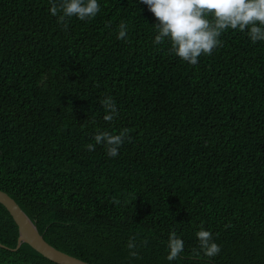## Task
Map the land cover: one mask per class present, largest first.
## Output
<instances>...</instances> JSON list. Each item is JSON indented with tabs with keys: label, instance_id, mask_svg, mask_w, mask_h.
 I'll use <instances>...</instances> for the list:
<instances>
[{
	"label": "trees",
	"instance_id": "obj_1",
	"mask_svg": "<svg viewBox=\"0 0 264 264\" xmlns=\"http://www.w3.org/2000/svg\"><path fill=\"white\" fill-rule=\"evenodd\" d=\"M98 3L65 29L50 0H0V189L49 244L92 264H264V41L228 29L191 65L154 43L139 0ZM124 128L109 157L93 137ZM201 227L218 255L193 253ZM172 231L184 249L168 261ZM17 236L0 203V264H57L12 249Z\"/></svg>",
	"mask_w": 264,
	"mask_h": 264
},
{
	"label": "clouds",
	"instance_id": "obj_2",
	"mask_svg": "<svg viewBox=\"0 0 264 264\" xmlns=\"http://www.w3.org/2000/svg\"><path fill=\"white\" fill-rule=\"evenodd\" d=\"M147 6L155 17L153 24L157 34L155 44H170V52L191 65L199 62L202 55H212L217 47H222L219 37L228 29L246 32L252 43L264 41V0H139ZM49 9L52 16H58V23L67 28V18L76 17L81 21L95 18L100 11L98 0H50ZM128 34V25H118V39ZM106 111L103 119L113 121L117 114L114 99L109 96L100 102ZM130 129L124 128L118 134L98 131L93 137L96 144H103L109 157H116L125 139H129ZM93 151L94 145H86ZM119 203V201H114ZM199 251L193 249L197 256L214 257L221 251L214 242L213 235L203 227L196 232ZM129 255H137L134 238L127 243ZM168 254L166 259H177L184 249V241L175 231L169 233Z\"/></svg>",
	"mask_w": 264,
	"mask_h": 264
},
{
	"label": "water",
	"instance_id": "obj_3",
	"mask_svg": "<svg viewBox=\"0 0 264 264\" xmlns=\"http://www.w3.org/2000/svg\"><path fill=\"white\" fill-rule=\"evenodd\" d=\"M0 203L7 209L17 225V243L12 249H17L21 243H27L41 255L57 264H92L64 251H61L49 244L39 233L34 222L22 210L18 203L9 194L1 189ZM0 246L4 247V245L1 243Z\"/></svg>",
	"mask_w": 264,
	"mask_h": 264
}]
</instances>
